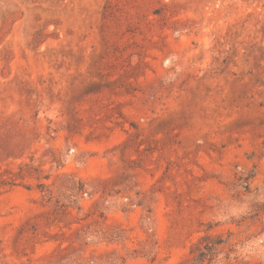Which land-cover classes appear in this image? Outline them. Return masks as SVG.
<instances>
[{
    "label": "rangeland",
    "instance_id": "rangeland-1",
    "mask_svg": "<svg viewBox=\"0 0 264 264\" xmlns=\"http://www.w3.org/2000/svg\"><path fill=\"white\" fill-rule=\"evenodd\" d=\"M214 243L264 264V0H0V264Z\"/></svg>",
    "mask_w": 264,
    "mask_h": 264
},
{
    "label": "trees",
    "instance_id": "trees-1",
    "mask_svg": "<svg viewBox=\"0 0 264 264\" xmlns=\"http://www.w3.org/2000/svg\"><path fill=\"white\" fill-rule=\"evenodd\" d=\"M207 237L202 239L203 242H206ZM201 244V243H200ZM220 243H214L212 247L208 245L204 246L205 251H203L200 247L198 249V255L193 258V264H207L213 261V256L216 254L217 247H219Z\"/></svg>",
    "mask_w": 264,
    "mask_h": 264
}]
</instances>
